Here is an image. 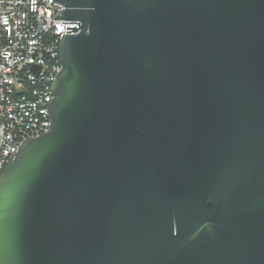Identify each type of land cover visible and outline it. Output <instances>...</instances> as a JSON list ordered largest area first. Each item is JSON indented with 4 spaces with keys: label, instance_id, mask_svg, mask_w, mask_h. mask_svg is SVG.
<instances>
[{
    "label": "water",
    "instance_id": "obj_1",
    "mask_svg": "<svg viewBox=\"0 0 264 264\" xmlns=\"http://www.w3.org/2000/svg\"><path fill=\"white\" fill-rule=\"evenodd\" d=\"M57 1L80 22L0 170V264H264V0Z\"/></svg>",
    "mask_w": 264,
    "mask_h": 264
},
{
    "label": "built area",
    "instance_id": "obj_2",
    "mask_svg": "<svg viewBox=\"0 0 264 264\" xmlns=\"http://www.w3.org/2000/svg\"><path fill=\"white\" fill-rule=\"evenodd\" d=\"M63 11L57 0H0V170L26 137L50 125L47 105L66 33L61 20L79 21Z\"/></svg>",
    "mask_w": 264,
    "mask_h": 264
}]
</instances>
